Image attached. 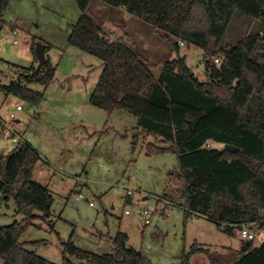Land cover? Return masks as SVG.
Masks as SVG:
<instances>
[{
  "label": "trees",
  "instance_id": "obj_1",
  "mask_svg": "<svg viewBox=\"0 0 264 264\" xmlns=\"http://www.w3.org/2000/svg\"><path fill=\"white\" fill-rule=\"evenodd\" d=\"M8 1L0 0V17ZM102 1L123 7L175 37L177 54L154 63L119 39L108 41L87 12L90 0H76L81 15L70 25L68 42L99 58L103 66L90 102L107 112L123 108L133 114L141 132L155 140L146 144L147 153L176 154L178 168L169 179L176 188L166 187L161 196L181 200L185 218L204 216L227 234L243 224L264 228V0ZM235 14L257 24L248 33L237 31L233 41L227 42ZM180 41L203 50L205 81L178 54ZM214 57L220 61L215 63ZM158 65L155 76L152 69ZM21 70L16 80L0 84V90L37 104L44 93L27 84L46 87L55 68L45 57L40 68ZM210 141L231 144L237 150L206 146ZM38 159L27 143L0 157L1 197L13 199L16 212L23 215L20 221L0 226V264H57L19 241L34 220L49 221L51 215L48 187L32 178ZM112 240L113 251L99 254L69 238L63 243L60 264H152L126 244L125 232H117ZM195 252L204 253L210 264H264V239L257 246L245 241L226 260L209 247L193 243L183 252L181 264H189Z\"/></svg>",
  "mask_w": 264,
  "mask_h": 264
},
{
  "label": "rangeland",
  "instance_id": "obj_2",
  "mask_svg": "<svg viewBox=\"0 0 264 264\" xmlns=\"http://www.w3.org/2000/svg\"><path fill=\"white\" fill-rule=\"evenodd\" d=\"M100 3L91 2L88 14L108 41L119 39L154 63L176 56L175 37L124 8ZM80 15L76 0H28L21 5L12 2L0 17L1 85L16 80L23 67H38L37 43L48 47L45 57L55 68L46 87L28 84L44 93L37 104L0 90V157L16 145L29 144L39 154L32 178L46 185L52 195L49 221L34 220L19 241L57 264L63 260V243L69 238L80 248L109 253L117 232H125L126 244L152 264H181L183 252L193 243L209 247L226 260L247 241L240 228L227 234L204 216L185 218L181 200L161 196L166 187L176 188L169 182L171 171L178 168L176 154L147 153L146 144L155 140L141 132L133 114L123 108L107 112L90 102L103 66L99 58L68 42L70 25ZM256 24L235 14L225 40L232 42L237 31L248 33ZM179 47L178 54L186 55L190 70L205 81L203 50L193 44ZM160 67L152 69L155 76ZM140 208L152 212L149 223L138 213ZM22 218L13 199L3 200L0 194V226ZM248 228L254 231L249 240L252 246L259 245L264 228L257 223ZM189 264L210 263L204 253L195 252Z\"/></svg>",
  "mask_w": 264,
  "mask_h": 264
},
{
  "label": "built area",
  "instance_id": "obj_3",
  "mask_svg": "<svg viewBox=\"0 0 264 264\" xmlns=\"http://www.w3.org/2000/svg\"><path fill=\"white\" fill-rule=\"evenodd\" d=\"M13 32H14V33H17V30H16V29H13ZM184 44H185L184 42H181V41H180V45H184ZM201 57H202L201 59H202V61H203V56H201ZM213 61H214L215 63H218V62L220 61V58H219V57H214ZM17 108H21L20 105H18ZM12 117H13V116H12ZM13 140H15V139H13ZM206 146H210V143H209V142L206 143ZM130 193H131V191L128 190V191H127V194L129 195ZM125 213L128 214V213H130V211H129V210H125ZM138 213H139L141 216L144 217L145 224L149 223V220H150V217H151V214H152V212H151L150 210H148V209H144V208H140V209L138 210ZM240 235H241V237H242L243 239L249 241V240H251V239L254 238V231L251 230V229H249L248 226H247L246 224H243V225H241V228H240Z\"/></svg>",
  "mask_w": 264,
  "mask_h": 264
},
{
  "label": "water",
  "instance_id": "obj_4",
  "mask_svg": "<svg viewBox=\"0 0 264 264\" xmlns=\"http://www.w3.org/2000/svg\"><path fill=\"white\" fill-rule=\"evenodd\" d=\"M36 53L39 59V64L37 68H40L45 61V45L43 43L36 44ZM224 147L232 152H235L237 150V147L231 144H225Z\"/></svg>",
  "mask_w": 264,
  "mask_h": 264
},
{
  "label": "crops",
  "instance_id": "obj_5",
  "mask_svg": "<svg viewBox=\"0 0 264 264\" xmlns=\"http://www.w3.org/2000/svg\"><path fill=\"white\" fill-rule=\"evenodd\" d=\"M101 2H103L102 0H100ZM100 1L99 0H90V2H89V5H88V9H87V12L89 13V6H90V4H91V2H97L98 4H101L100 3ZM12 2H15V3H17V4H24V3H27L28 2V0H9L8 1V4H7V6H6V8L8 7V6H10V4L12 3ZM115 9H123V7H115ZM90 15V14H89ZM90 17H91V15H90ZM46 46V45H45ZM129 47V46H128ZM46 50V49H45ZM179 50H180V47H179ZM182 56V55H181ZM185 54L183 55V57L185 58ZM160 71V70H159ZM193 73V72H192ZM194 74V73H193ZM195 75V74H194ZM29 84H31V83H29ZM27 86H28V84H27ZM17 107H18V105H17ZM17 109H20V108H17ZM12 116H14V114L13 113H10V118H12ZM2 118L0 117V120H1ZM18 121V120H17ZM220 145H221V143H220ZM223 145V144H222ZM224 146V145H223ZM101 238V237H100ZM226 247H228V246H226ZM235 250H238L239 248H234Z\"/></svg>",
  "mask_w": 264,
  "mask_h": 264
}]
</instances>
